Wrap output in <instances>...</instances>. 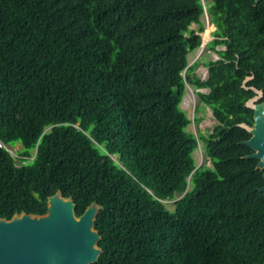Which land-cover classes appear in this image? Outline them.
Here are the masks:
<instances>
[{
	"label": "trees",
	"instance_id": "1",
	"mask_svg": "<svg viewBox=\"0 0 264 264\" xmlns=\"http://www.w3.org/2000/svg\"><path fill=\"white\" fill-rule=\"evenodd\" d=\"M186 84L208 89L211 132L186 130ZM251 87L264 100V0H0V218L60 191L76 215L101 206L93 264H264Z\"/></svg>",
	"mask_w": 264,
	"mask_h": 264
},
{
	"label": "water",
	"instance_id": "2",
	"mask_svg": "<svg viewBox=\"0 0 264 264\" xmlns=\"http://www.w3.org/2000/svg\"><path fill=\"white\" fill-rule=\"evenodd\" d=\"M251 89L255 94L244 105L253 111V123L241 124L250 134L242 143L253 150L246 158L257 159L256 168L263 171L264 178V102H258L263 93ZM259 190L264 194V186ZM100 208L92 202L81 215H76L72 198L56 191L47 198L43 214L21 212L9 219L0 218V264L95 263L102 251L98 246L100 235L95 228Z\"/></svg>",
	"mask_w": 264,
	"mask_h": 264
},
{
	"label": "rangeland",
	"instance_id": "3",
	"mask_svg": "<svg viewBox=\"0 0 264 264\" xmlns=\"http://www.w3.org/2000/svg\"><path fill=\"white\" fill-rule=\"evenodd\" d=\"M203 3L207 5L209 0H203ZM201 22L204 26V30L200 33L203 44L201 43L200 47L188 53L187 61L188 66L196 63L193 73L198 78L203 80L206 77V74L202 73L201 70L204 69L206 72L207 67L205 66V62L208 60H216L218 56L214 50L207 47L208 44L214 40L213 31L215 30V26L210 23L209 17L206 14H203L201 17ZM191 28L197 29V26L191 25ZM208 29L209 33H207ZM215 48L216 50L222 49L220 45H216ZM201 91V89L195 90L190 84H186L180 103L181 109L186 112L187 117L190 119V123L186 130L190 131L195 136H197L199 133L205 134L206 132H211L213 126L216 123V120L214 119L210 109L203 103L199 102L198 93ZM8 147L12 148L14 152L16 150H20V145L18 143L14 145H8ZM192 155L195 160L196 167L202 165L209 167L211 166L209 160L204 156L202 142H198L197 148L194 150ZM166 205L169 210H173L172 201H167Z\"/></svg>",
	"mask_w": 264,
	"mask_h": 264
},
{
	"label": "built area",
	"instance_id": "4",
	"mask_svg": "<svg viewBox=\"0 0 264 264\" xmlns=\"http://www.w3.org/2000/svg\"><path fill=\"white\" fill-rule=\"evenodd\" d=\"M8 151H9V153H10L11 155L15 156V153H14V151H13L12 149H8Z\"/></svg>",
	"mask_w": 264,
	"mask_h": 264
},
{
	"label": "flooded vegetation",
	"instance_id": "5",
	"mask_svg": "<svg viewBox=\"0 0 264 264\" xmlns=\"http://www.w3.org/2000/svg\"><path fill=\"white\" fill-rule=\"evenodd\" d=\"M263 99V95H262V97L258 100V102H264V100H262Z\"/></svg>",
	"mask_w": 264,
	"mask_h": 264
},
{
	"label": "bare ground",
	"instance_id": "6",
	"mask_svg": "<svg viewBox=\"0 0 264 264\" xmlns=\"http://www.w3.org/2000/svg\"><path fill=\"white\" fill-rule=\"evenodd\" d=\"M201 72H202V73H204V74H206V72H205V70H204V69H202V70H201ZM205 76H206V75H205Z\"/></svg>",
	"mask_w": 264,
	"mask_h": 264
}]
</instances>
